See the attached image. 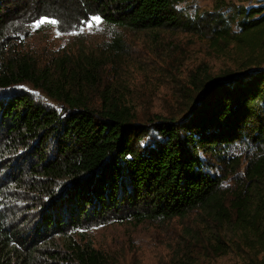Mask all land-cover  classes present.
<instances>
[{"label":"trees","instance_id":"obj_1","mask_svg":"<svg viewBox=\"0 0 264 264\" xmlns=\"http://www.w3.org/2000/svg\"><path fill=\"white\" fill-rule=\"evenodd\" d=\"M188 1L0 0V92H8L0 97V160L7 151L32 157L26 172L0 183V264H108L91 244L62 240L66 229L76 231L83 220L101 219L123 203L139 222L203 211L221 232L235 234L231 242L249 236L247 250L259 249L250 264H264L255 259L264 253V0L208 19L211 46L230 64L214 76H191L196 91L181 120L138 124L108 96L100 107L92 104L80 89L100 71L101 58H89L98 55L84 47L62 54L53 71L31 53L7 49L43 17L65 33L95 16L133 31L176 29L185 23L181 7ZM123 43L114 39L99 56H123ZM17 86L62 105L36 102ZM151 132L154 140L142 144ZM206 159H215L221 173L209 172ZM228 182L235 185L225 187ZM35 193L41 198L24 212L31 222L25 229L16 205ZM216 240L225 244L222 234Z\"/></svg>","mask_w":264,"mask_h":264},{"label":"rangeland","instance_id":"obj_2","mask_svg":"<svg viewBox=\"0 0 264 264\" xmlns=\"http://www.w3.org/2000/svg\"><path fill=\"white\" fill-rule=\"evenodd\" d=\"M225 2L189 0L181 7L185 10V23L176 29L133 31L102 22L99 27L93 26L91 29L83 23L78 31L65 33L61 32L58 23H46L36 28L35 21L28 29L18 33L16 43L8 45L7 49L18 48L31 53L42 68L53 71L57 69L56 65L63 57L62 54H73L84 47L88 53L98 55L88 56L89 58H101L100 71L91 78L87 87L80 89L92 104L100 107L104 97L108 96L114 103L121 105L119 108L133 113L138 124L148 125L162 118L181 120L188 113L191 94L196 91L191 76H214L230 64L211 46L212 27L204 26L208 19L219 15L227 16L238 9L262 4V0ZM230 21L232 30L236 31V23ZM25 27L24 25L23 28ZM58 32L60 35H57ZM116 38L124 41L126 46L123 56H99L105 52V46L111 45ZM16 88H21L36 102L51 108L62 105L52 102L41 90H34L30 86ZM7 94L8 92H0V97H6ZM3 131L4 128L0 126V133ZM153 134L155 133L151 132L147 135L142 144L152 142ZM1 138L2 135L0 142ZM3 155L5 161L0 160V183L19 170L26 172L25 169L31 165V153L27 150L20 153L7 151ZM206 161L209 172L221 173L222 167L215 159ZM224 185L235 184L228 182ZM40 198L41 195L35 193L29 201L23 202H28L27 205H16L19 208L15 212L18 211L23 221L26 220L25 229L30 228L31 222L26 218L29 213L24 212L28 208L32 209V202L38 205ZM47 209L48 207L44 211ZM109 209L111 206L101 219L92 216L83 220L75 228L76 231L65 227L68 235L62 242L78 240L82 244H91L104 254L108 264H250L249 256L252 254L255 257L259 250H247L249 236L246 241L237 239L231 242L236 239L235 234L228 233L227 230L221 232L219 226L207 220L209 217L203 211H193L185 217L139 222L131 215L135 210L127 203L119 205V210ZM221 234L225 244H219L216 240ZM63 243L60 239L54 248L62 250ZM218 246L222 249L218 250ZM263 258L264 253H260L255 259ZM41 263L46 264V261L41 260Z\"/></svg>","mask_w":264,"mask_h":264},{"label":"snow or ice","instance_id":"obj_3","mask_svg":"<svg viewBox=\"0 0 264 264\" xmlns=\"http://www.w3.org/2000/svg\"><path fill=\"white\" fill-rule=\"evenodd\" d=\"M46 23H50V24H57L58 21L48 18V17H43L41 19H39L35 25L36 28H39L40 26L46 24ZM102 23V18L99 16H95L92 17L88 22H86L85 26L89 29H91L93 26L95 27H99ZM83 30V29H81ZM57 35H60V33L58 32Z\"/></svg>","mask_w":264,"mask_h":264}]
</instances>
